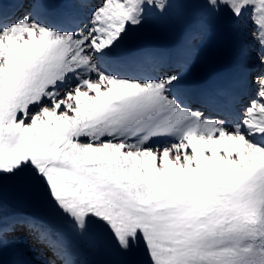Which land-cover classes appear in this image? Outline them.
<instances>
[{
  "label": "snow or ice",
  "instance_id": "1",
  "mask_svg": "<svg viewBox=\"0 0 264 264\" xmlns=\"http://www.w3.org/2000/svg\"><path fill=\"white\" fill-rule=\"evenodd\" d=\"M0 264H264V0H0Z\"/></svg>",
  "mask_w": 264,
  "mask_h": 264
}]
</instances>
